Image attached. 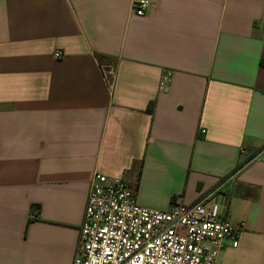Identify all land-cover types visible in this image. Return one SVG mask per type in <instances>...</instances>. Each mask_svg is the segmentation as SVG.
I'll use <instances>...</instances> for the list:
<instances>
[{
	"label": "crops",
	"instance_id": "1",
	"mask_svg": "<svg viewBox=\"0 0 264 264\" xmlns=\"http://www.w3.org/2000/svg\"><path fill=\"white\" fill-rule=\"evenodd\" d=\"M134 1L0 0V264H73L96 174L209 198L244 224L220 264H264V0Z\"/></svg>",
	"mask_w": 264,
	"mask_h": 264
},
{
	"label": "built area",
	"instance_id": "2",
	"mask_svg": "<svg viewBox=\"0 0 264 264\" xmlns=\"http://www.w3.org/2000/svg\"><path fill=\"white\" fill-rule=\"evenodd\" d=\"M156 1H134L132 14L145 17ZM99 67L113 94L117 65ZM171 78L172 72L163 74L160 90ZM243 228L222 218L220 207L209 198L194 205L176 202L167 210L146 208L122 179L96 174L73 264H220L227 243L238 247Z\"/></svg>",
	"mask_w": 264,
	"mask_h": 264
}]
</instances>
